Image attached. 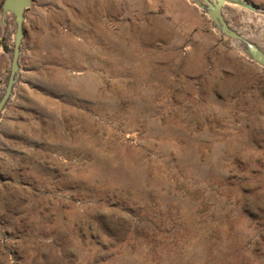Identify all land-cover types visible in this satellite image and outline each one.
<instances>
[{
	"label": "rangeland",
	"instance_id": "374dc122",
	"mask_svg": "<svg viewBox=\"0 0 264 264\" xmlns=\"http://www.w3.org/2000/svg\"><path fill=\"white\" fill-rule=\"evenodd\" d=\"M224 12L263 39V15ZM20 67L0 264H264V68L197 6L33 0Z\"/></svg>",
	"mask_w": 264,
	"mask_h": 264
},
{
	"label": "water",
	"instance_id": "95a60500",
	"mask_svg": "<svg viewBox=\"0 0 264 264\" xmlns=\"http://www.w3.org/2000/svg\"><path fill=\"white\" fill-rule=\"evenodd\" d=\"M203 11L212 21L215 30L228 38L247 59L264 68V35L258 40L232 26L225 15L226 4H234L242 9L264 16V10L247 0H189ZM33 0H3L0 5V48L9 55V71L6 85L0 87V118L12 100L21 73L22 44L25 37L27 10ZM13 20V43L10 46L4 30L7 17ZM2 28V32H1Z\"/></svg>",
	"mask_w": 264,
	"mask_h": 264
},
{
	"label": "crops",
	"instance_id": "0c3cea01",
	"mask_svg": "<svg viewBox=\"0 0 264 264\" xmlns=\"http://www.w3.org/2000/svg\"><path fill=\"white\" fill-rule=\"evenodd\" d=\"M3 0H0V4L2 3Z\"/></svg>",
	"mask_w": 264,
	"mask_h": 264
}]
</instances>
